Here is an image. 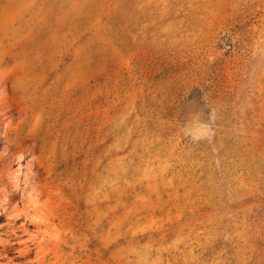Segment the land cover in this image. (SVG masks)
<instances>
[{
  "label": "rangeland",
  "instance_id": "374dc122",
  "mask_svg": "<svg viewBox=\"0 0 264 264\" xmlns=\"http://www.w3.org/2000/svg\"><path fill=\"white\" fill-rule=\"evenodd\" d=\"M0 264H264V0H0Z\"/></svg>",
  "mask_w": 264,
  "mask_h": 264
},
{
  "label": "trees",
  "instance_id": "16d2710c",
  "mask_svg": "<svg viewBox=\"0 0 264 264\" xmlns=\"http://www.w3.org/2000/svg\"><path fill=\"white\" fill-rule=\"evenodd\" d=\"M3 219L0 218V222L2 221Z\"/></svg>",
  "mask_w": 264,
  "mask_h": 264
}]
</instances>
